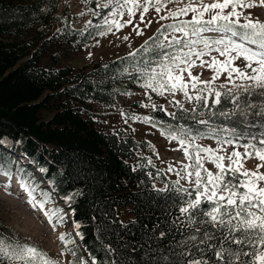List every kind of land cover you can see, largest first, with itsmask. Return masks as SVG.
<instances>
[{
  "label": "trees",
  "instance_id": "16d2710c",
  "mask_svg": "<svg viewBox=\"0 0 264 264\" xmlns=\"http://www.w3.org/2000/svg\"><path fill=\"white\" fill-rule=\"evenodd\" d=\"M62 1L0 0V139L10 137L40 171L45 169L42 175L67 202L79 226V243L66 237L73 241L66 242L68 264H75L77 257L83 264L92 258L95 264H186L193 258L218 264L209 245L218 246L221 233L228 236V230L202 223L209 218L201 214L190 222L179 211L195 197V188L183 187L155 168L140 154L150 151V144L137 141L132 132L98 128L90 109L92 100L113 107L120 96L142 88L152 68L165 64L170 49L164 35L173 25H163L131 52L77 69L59 65L62 56L73 47L83 50L96 33L75 29L69 5ZM46 56L51 61L47 66L41 63ZM220 101L216 104L212 95L207 102L195 100L190 109L173 102L171 115L156 102L148 116L167 133L188 130L202 136L209 127L228 126L255 138L264 136V115L254 114L264 109V92L226 90ZM131 105L138 108L140 103ZM0 164L29 175L30 169L2 148ZM36 187L40 181L33 178ZM210 207L205 202L201 210ZM125 209L133 216L128 222L121 218ZM205 231L212 239L200 243ZM0 237L13 245L27 242L1 219Z\"/></svg>",
  "mask_w": 264,
  "mask_h": 264
},
{
  "label": "rangeland",
  "instance_id": "374dc122",
  "mask_svg": "<svg viewBox=\"0 0 264 264\" xmlns=\"http://www.w3.org/2000/svg\"><path fill=\"white\" fill-rule=\"evenodd\" d=\"M92 0H71L70 7L75 15V26L82 29H87L92 25L91 13L96 11V8H108L109 12L103 17L99 18V23L104 27V34L90 42L84 50L78 52V50L71 49L66 50L64 58L60 61L59 65L71 64L77 69L84 67V65L90 64L94 60L108 59L127 51L132 50L141 42H143L148 36H150L160 25L164 22L172 20L173 17H193L198 13H194L190 10L189 5L199 8L201 0H151V3H146L145 0H138L141 5L139 8L134 7L131 3L124 7H119L116 0H96L95 8L91 4ZM203 3L211 4L214 0H202ZM249 2L256 4V7L252 8H238L237 11L243 13L240 16V24L247 22V19L259 20L264 23V6H260V0H249ZM148 7V11L144 12L143 8ZM159 7L160 11L157 12L156 8ZM132 8L134 14L129 15L128 9ZM184 9L183 12L180 10ZM231 10V7L225 9V14ZM214 11H219L214 10ZM175 13V15H172ZM214 12H205L206 18H211ZM143 16V20H141ZM163 17V18H162ZM247 17V19L245 18ZM230 19L235 20L236 17ZM131 20V23H126ZM117 25H124L123 27H117ZM178 26L177 28H180ZM216 28V27H214ZM213 28V29H214ZM191 29L187 28L189 33L187 36L182 31L174 30L168 35V42L173 45L175 56L181 57L183 61L177 60L179 68L171 65L173 75L182 74L184 82L187 83L188 95L193 97L197 94L196 88L192 87L191 77L198 76L200 81H208L211 87H220L223 84L234 85L240 88H255L256 82L247 79L246 77L237 76L236 73H232L229 77L228 72L221 70L217 74L216 68L220 62H226L236 55V52H227L225 55H221L216 49H224L225 43L229 37L237 43H242L246 47L258 50L257 46H252L247 42H241L236 37L231 36L229 32L225 31H204L196 36L191 35ZM127 37V39H125ZM223 39L225 43L216 44L214 41ZM180 41L175 43L174 41ZM207 40L208 46L205 47L204 41ZM195 41V43H192ZM189 47H185V44ZM231 46H229L230 48ZM196 52L205 53L202 56H196ZM191 53L190 55H185ZM213 59L218 63L213 67H208L212 64ZM43 65L51 64L50 59L44 58L41 62ZM189 63L193 64L192 67H188ZM244 60L241 56L239 59L233 61V67H243ZM252 66L258 67L253 62ZM180 69H187L183 73ZM251 73V69L247 70ZM258 73H253L257 75ZM202 83V82H200ZM199 84V83H197ZM197 86V85H196ZM160 93L162 100L165 101V107L169 102L167 101L168 94L161 88L156 87ZM151 88L144 87L141 90L132 91L123 97L118 99L120 107H129L132 102H141L140 110L136 112L133 120H127L122 112H117L116 109H108L106 106L93 102V110L97 113L95 116L99 120V126L106 130H117L119 127L129 124L132 126L134 134L139 138L149 139L156 147L159 161L157 165L161 167L165 173L172 179L180 181L185 186H194L190 181L194 180V176L190 178H183L185 176V168L187 165L194 164L195 154L199 151L200 156L204 159L202 163L204 168H207L213 174L219 170L215 167V164L211 163L207 159V154L200 151L202 148H211L217 150V155L224 156L222 161L225 166L231 163L227 159V156L231 155L233 151L244 153V145L239 144L233 139V135L229 131H214V134L198 139L194 138L187 133L175 134L173 136H165L159 130L147 124L144 115L149 108H152V98L149 97ZM162 93V94H161ZM174 99L182 103L186 107H191V101L184 95L183 91L176 90L173 95ZM130 110V109H129ZM167 111H170L167 110ZM175 137V138H173ZM232 143L229 144L228 141ZM180 141H184L183 145ZM264 147V146H263ZM260 148V147H257ZM185 150L190 154L191 158L185 155ZM249 152L255 150L249 147ZM25 161L24 157H21ZM244 168L252 171H258L264 173V167L257 169L258 163L264 164V161H258L255 158L243 157ZM244 169H241V172ZM186 171H191V168H187ZM179 173V174H178ZM0 175V219L11 228L16 234L26 238L28 241L35 243V247H39L45 253L53 255L62 260L64 264L68 263L69 254L66 249L64 240L60 237L66 232L75 233V228L70 221L63 226L61 223V216L56 213L54 206L44 201L42 195L34 190L32 191L28 182H23L25 186H22V182L13 180L17 179L15 175L12 182L3 183L2 181H8V178L3 179ZM19 182V183H18ZM258 184H264V181L258 182ZM17 185V186H16ZM31 192V195L29 194ZM60 205L63 202L56 198ZM31 201V202H30ZM43 203V209L40 204ZM65 209V208H64ZM67 212V210H66ZM48 213V215H46ZM122 221L128 222L132 218L129 213V209L121 211ZM29 245V244H28ZM30 246V245H29Z\"/></svg>",
  "mask_w": 264,
  "mask_h": 264
},
{
  "label": "snow or ice",
  "instance_id": "6c2138e0",
  "mask_svg": "<svg viewBox=\"0 0 264 264\" xmlns=\"http://www.w3.org/2000/svg\"><path fill=\"white\" fill-rule=\"evenodd\" d=\"M146 3H151V0H145ZM160 0H157L159 3ZM116 3L119 7H124L131 3L134 7L139 8L141 5L138 3V0H116ZM257 5L249 2V0H214L211 4L203 3L199 8L189 5V8L194 13L190 22H187L185 26L180 28H174L176 31H182L187 36V27H192L191 35L196 36L204 31H225L230 32L231 36H240L244 41L252 45H256L258 50L246 47L242 43H237L232 40L231 37L228 38L227 43L223 39L216 40L214 43L221 44L225 43L223 50L217 48L216 50L220 52L221 55H225L227 52H236L235 56H232L231 59L226 62H220L219 66L216 68L217 74L221 70L228 72L229 77L232 73H236L237 76L246 77L249 80L255 81L256 86L259 88H264V23L256 20L253 22L251 19H247V22L240 24V16L243 13L237 11L238 8H252ZM260 6H264V0H260ZM231 7V10L225 14V9ZM219 11H214V10ZM144 12L148 11V7L143 8ZM156 11L159 12L160 8L157 7ZM181 12L184 9L180 10ZM205 12H214L208 20H203ZM129 15H133V9H128ZM175 15V13H172ZM231 17H236L235 20L230 19ZM163 18V17H162ZM143 20V16H141ZM223 22V23H219ZM126 23H131V20ZM216 28H207L204 26L214 25ZM239 25L241 29L246 31L237 32L232 25ZM198 25H202L199 26ZM124 25H117V27H123ZM174 27V26H170ZM127 39V37H125ZM175 43H180V41H174ZM192 43H195L193 41ZM205 47L208 46L207 40L204 41ZM229 46H231L229 48ZM185 47H189L186 43ZM187 53L185 55H190ZM205 53L196 52V56H202ZM167 55V54H165ZM243 57L244 65L243 67H233V61ZM175 67L179 68V64L176 63L177 60L185 62L181 57L172 56L169 57ZM255 62L258 67H253L252 64ZM217 61L213 59L212 64H209L208 67H213L217 65ZM193 64L189 63L188 67H192ZM162 71L157 72L156 68H152L151 75L148 77V82L144 85L145 87L151 88L153 91H157V88L153 86L152 81H156L159 88L164 89L166 85L169 86L168 90L176 91L179 89L184 92V95L188 97L191 101L192 97L188 95L187 92V83L184 82V77L182 74L173 75L172 67L169 64H160L158 65ZM251 69V73L247 70ZM187 69H180V72L183 73ZM253 73H258L253 75ZM167 77L166 80L161 81L158 77ZM191 77L192 87L196 88L197 83L208 84V81H200L198 76ZM162 94V93H161ZM216 104H220V93H216ZM196 101L204 99L202 96L197 95L195 97ZM255 115H264V109L259 113H254ZM221 115H226V113H221ZM199 123H207V121H199ZM235 131V129H233ZM175 138V137H173ZM255 139V137H253ZM183 145L184 141H180ZM229 144L232 143L231 140L228 141ZM260 144L264 145V139L260 140ZM244 153L233 151L231 155L227 156V159L231 163L227 166L223 164L224 156L217 155V150L211 148H202L200 151L207 154V159L215 164V167L219 170L217 173L213 174L207 168H204L202 163L203 157L200 156L198 151L195 154L194 164L187 165L185 168V176L183 178L187 179L194 176V180L190 181L195 186V197L192 200L185 201L186 206H181L179 211L181 214H186L190 220L197 214H201L205 217H208V220L202 221V223L210 224L212 227L220 229L226 228L229 232L228 236H224L221 233L218 246L209 245L213 249V256L215 261L218 264H264V184H258L260 181H264V173L258 171H252L250 169L244 168L243 157L247 156L249 158H255L258 161H264V147L257 148L255 144L253 145H244ZM251 147L254 149V152H249L248 149ZM185 155L191 158L190 154L185 150ZM257 169L264 167V164L258 163L256 165ZM187 168H192L194 171H186ZM241 169H244L241 172ZM41 171H46L41 169ZM203 171L204 175L201 174ZM0 174L11 175L10 171H6L3 164H0ZM179 174V173H178ZM232 176L231 179L226 177ZM242 175L245 179H239V176ZM22 186H25L22 183ZM243 189V191H241ZM187 192V189H183ZM31 195V192L29 193ZM189 196L192 195L191 192H187ZM47 195V194H46ZM67 199H71L68 197ZM31 202V201H30ZM208 203L211 205L209 210H201V205L203 203ZM41 209H43V203L40 204ZM253 209H258L261 215H258ZM48 215V213H46ZM62 219V217H61ZM235 221V223H234ZM77 227H79L77 225ZM197 231H200L197 229ZM205 239H202L200 243H206L207 240L212 239L211 236L204 232ZM61 240H65L64 236L60 237ZM191 240L195 241L196 236L193 235L190 237ZM68 243H73L69 240ZM236 247L233 248L232 246ZM257 245H260V248H257ZM249 246L252 248L251 252L244 251L243 247ZM72 256H76L74 250H70ZM203 256V254H202ZM248 256L249 260L245 261L242 257ZM7 261L8 264H14L16 261L22 262V264H60V261L52 259L48 256L47 253L38 249L35 246L15 244L6 241L4 238L0 237V261ZM75 264H83L82 260L77 257ZM95 264V261H93ZM186 264H209L207 259H196L186 261Z\"/></svg>",
  "mask_w": 264,
  "mask_h": 264
},
{
  "label": "bare ground",
  "instance_id": "6f19581e",
  "mask_svg": "<svg viewBox=\"0 0 264 264\" xmlns=\"http://www.w3.org/2000/svg\"><path fill=\"white\" fill-rule=\"evenodd\" d=\"M6 143H7V142H6ZM6 143H4V144H5V145H8V144H6ZM2 178H3V179H5V178L7 179V176L4 175V176H2Z\"/></svg>",
  "mask_w": 264,
  "mask_h": 264
}]
</instances>
